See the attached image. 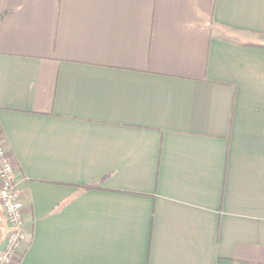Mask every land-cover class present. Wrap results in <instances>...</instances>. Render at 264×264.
<instances>
[{
  "label": "crops",
  "instance_id": "crops-1",
  "mask_svg": "<svg viewBox=\"0 0 264 264\" xmlns=\"http://www.w3.org/2000/svg\"><path fill=\"white\" fill-rule=\"evenodd\" d=\"M0 139L11 264H264V0H0Z\"/></svg>",
  "mask_w": 264,
  "mask_h": 264
},
{
  "label": "built area",
  "instance_id": "built-area-1",
  "mask_svg": "<svg viewBox=\"0 0 264 264\" xmlns=\"http://www.w3.org/2000/svg\"><path fill=\"white\" fill-rule=\"evenodd\" d=\"M0 204L9 226L4 245L0 247V264H11L17 251L28 240L22 190L16 171L0 139Z\"/></svg>",
  "mask_w": 264,
  "mask_h": 264
}]
</instances>
